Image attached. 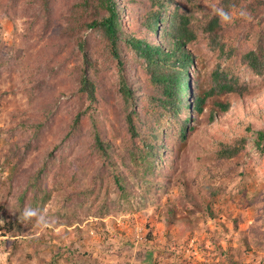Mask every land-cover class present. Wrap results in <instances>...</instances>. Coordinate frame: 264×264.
I'll return each mask as SVG.
<instances>
[{
	"label": "trees",
	"instance_id": "16d2710c",
	"mask_svg": "<svg viewBox=\"0 0 264 264\" xmlns=\"http://www.w3.org/2000/svg\"><path fill=\"white\" fill-rule=\"evenodd\" d=\"M0 1L2 15H25L31 21L25 30L31 29L37 42L46 40L43 68L31 69L25 89L33 113L22 124L23 153L38 148L51 130L57 98L50 103L45 94L52 93V80L63 75L70 82L65 101L69 118L55 130L51 153L57 155L66 145L84 152L81 167L92 172L79 196H93V209L100 213L109 206L111 191L116 192L123 203L134 199L143 208L155 206L168 225L191 222L189 215L196 212L214 219L212 203H198L191 194L188 172L180 174L179 159L202 118L212 123L228 114L231 99L249 91L236 75L238 67L264 78V0ZM196 45L216 58L209 69L197 60ZM41 103L43 108L37 109ZM249 149L264 157V126L248 125L244 135L217 142L211 160L221 164ZM59 165H50L55 184L66 175L79 178L75 164L67 173ZM47 169L46 164L43 174ZM174 182L186 203H161L171 195ZM48 197L45 193L43 201ZM182 210L185 215L179 217ZM2 211L0 207V237L22 233V224L4 219ZM256 234L245 233L248 250L264 238ZM227 264L243 263L230 258Z\"/></svg>",
	"mask_w": 264,
	"mask_h": 264
},
{
	"label": "rangeland",
	"instance_id": "374dc122",
	"mask_svg": "<svg viewBox=\"0 0 264 264\" xmlns=\"http://www.w3.org/2000/svg\"><path fill=\"white\" fill-rule=\"evenodd\" d=\"M1 5L0 1V207L3 218L16 219L23 231L0 237V264H227L230 258L243 264H264V238L252 250L244 243L245 233H257L259 240L264 237V157L249 149L221 164L211 160L217 142L244 135L248 125L264 126V78L238 67L236 75L249 91L231 99L228 114L212 123L202 118L179 159L178 171L188 172L191 194L198 203L205 199L212 203L214 219L196 212L189 215L191 222L168 225L155 206L143 208L134 199L123 203L112 191L109 206L98 213L93 209V196L78 194L89 184L92 172L81 167L82 149L66 145L59 151L63 159L59 152L51 153L57 142L55 130L69 118L68 77L52 80V93L45 94L50 103L52 97L57 98L49 119L51 130L43 134L38 148L23 153L22 124L33 113L25 89L30 85L31 69L43 68L46 40L37 42V35L25 30L31 22L25 15H2ZM194 51L202 67L209 69L216 62L203 45H196ZM41 104L37 109L43 108ZM70 164L78 167L79 178L71 180L66 175L55 184L51 167L62 166L67 173ZM172 186L171 195L162 197L161 203L178 199L185 204L176 182ZM45 193L49 197L43 201ZM102 197L98 195V202L102 203ZM25 209L34 210L36 216L25 220ZM178 215L184 216L185 211ZM40 217L44 219L38 225Z\"/></svg>",
	"mask_w": 264,
	"mask_h": 264
},
{
	"label": "clouds",
	"instance_id": "9594fccd",
	"mask_svg": "<svg viewBox=\"0 0 264 264\" xmlns=\"http://www.w3.org/2000/svg\"><path fill=\"white\" fill-rule=\"evenodd\" d=\"M242 15H243V13H242ZM224 19H228L227 15L224 16ZM35 216H36V213H35L34 210H31V209H25V210H24L23 217H24L25 220H29V219H31V218H33V217H35ZM43 219H44L43 217H40V218L36 221L37 224H38V225L42 224Z\"/></svg>",
	"mask_w": 264,
	"mask_h": 264
}]
</instances>
